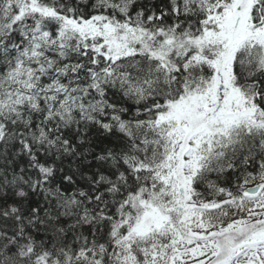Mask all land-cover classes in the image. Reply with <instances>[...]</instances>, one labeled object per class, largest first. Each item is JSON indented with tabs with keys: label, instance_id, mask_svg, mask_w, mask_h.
I'll return each mask as SVG.
<instances>
[{
	"label": "snow or ice",
	"instance_id": "obj_1",
	"mask_svg": "<svg viewBox=\"0 0 264 264\" xmlns=\"http://www.w3.org/2000/svg\"><path fill=\"white\" fill-rule=\"evenodd\" d=\"M0 264H264V0H0Z\"/></svg>",
	"mask_w": 264,
	"mask_h": 264
}]
</instances>
